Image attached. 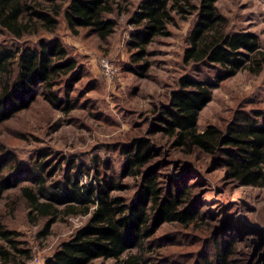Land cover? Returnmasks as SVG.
Masks as SVG:
<instances>
[{"label":"rangeland","instance_id":"374dc122","mask_svg":"<svg viewBox=\"0 0 264 264\" xmlns=\"http://www.w3.org/2000/svg\"><path fill=\"white\" fill-rule=\"evenodd\" d=\"M139 2L120 3V8L105 15L116 26L104 41L88 29L71 32L62 14L51 33L38 31L16 38L0 29V49L59 39L76 62L75 75H62L54 81L52 92L62 100L59 108L42 93L29 108L0 123L1 174L15 184L0 200V230L9 231L16 242L14 249L0 239V247L10 252V262L5 264H43L88 218L59 215L42 235L47 219L30 215L22 188L37 192L41 178L52 190L70 174L79 185L89 186L95 184L98 172L114 173L123 189L113 194L131 203L141 177H120L123 150L139 137L150 140L154 147L152 162L162 196L171 191L181 197L189 186L186 203L180 208L196 211L193 222L162 223L145 242L143 250L151 262L216 264V251L224 249L228 252L226 264H264V182L258 187H238L226 170L218 167L215 156L197 150L186 154L174 147L172 140L154 132L157 109L168 102L178 78L194 74V68L186 66L182 58L195 17H175L167 28L168 35L156 37L146 47V56L135 63L136 50L129 42ZM216 7L227 19L228 31L253 32L264 46V0H218ZM103 59L113 70L109 77L101 69ZM144 62L147 71L141 77L136 70L140 71ZM68 105L72 110L66 113L63 108ZM257 112L264 115V70L258 75L243 70L213 89L197 127L199 131L209 125L224 130L237 120V114L245 113L255 120ZM18 250L29 252V258ZM89 264L116 262L100 258Z\"/></svg>","mask_w":264,"mask_h":264},{"label":"trees","instance_id":"16d2710c","mask_svg":"<svg viewBox=\"0 0 264 264\" xmlns=\"http://www.w3.org/2000/svg\"><path fill=\"white\" fill-rule=\"evenodd\" d=\"M39 1V2H38ZM218 0H140L133 12L135 30L129 45L135 49L134 62L146 56V47L156 38L168 35V26L175 17H195V23L186 38L182 61L194 74L178 78L169 93L168 102L157 109L154 132L172 140L186 154L200 151L215 156L218 167L236 181L238 187H258L264 182V115L237 114L222 130L213 125L199 131L198 117L211 100L218 84L239 71L258 75L264 70V46L250 31L227 30V19L219 13ZM128 0H69L64 5L56 0H0V29L12 36L38 31L54 32L62 14L67 28L77 33L88 29L101 41L114 31L116 23L105 15L120 8ZM76 62L68 56L59 39L39 40L36 46L21 45L14 49H0V123L30 107L37 96L45 94L57 108L62 100L52 87L62 75L76 74ZM203 69H208L204 72ZM147 62L136 72L143 77ZM66 113L72 106L63 108ZM257 119V120H256ZM260 119V121H258ZM122 178L141 177V185L133 201H127L115 191L123 189L114 174L97 173L95 184L79 185L75 176L67 175L64 182L45 187L40 178L37 192L22 188L35 219L46 218L45 235L53 223L62 217L88 216L84 225L45 259L43 264H89L95 259H113L116 264H164L151 262L143 246L162 223L194 221L196 211L180 207L186 203V187L181 197L168 191L162 196L158 188L155 151L148 139L135 138L124 146ZM0 165V200L4 192L15 186L9 177H3ZM107 170L108 165L104 163ZM28 171V169H26ZM0 239L16 249L10 232L0 230ZM136 249L135 252H130ZM25 258L29 252L18 250ZM228 252L217 250L216 264H226ZM10 262V252L0 247V264ZM205 264H211L206 262Z\"/></svg>","mask_w":264,"mask_h":264},{"label":"built area","instance_id":"2783aa9c","mask_svg":"<svg viewBox=\"0 0 264 264\" xmlns=\"http://www.w3.org/2000/svg\"><path fill=\"white\" fill-rule=\"evenodd\" d=\"M100 66L101 69L103 71V74H105L106 76H111L113 74V70L111 68V65H109V62L107 60H101L100 61Z\"/></svg>","mask_w":264,"mask_h":264}]
</instances>
